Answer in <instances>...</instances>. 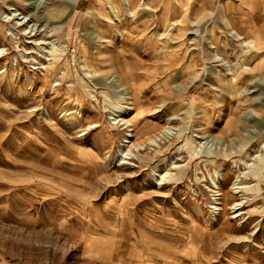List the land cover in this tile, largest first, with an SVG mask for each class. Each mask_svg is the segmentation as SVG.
<instances>
[{
  "label": "rangeland",
  "instance_id": "rangeland-1",
  "mask_svg": "<svg viewBox=\"0 0 264 264\" xmlns=\"http://www.w3.org/2000/svg\"><path fill=\"white\" fill-rule=\"evenodd\" d=\"M0 264H264V0H0Z\"/></svg>",
  "mask_w": 264,
  "mask_h": 264
},
{
  "label": "bare ground",
  "instance_id": "bare-ground-1",
  "mask_svg": "<svg viewBox=\"0 0 264 264\" xmlns=\"http://www.w3.org/2000/svg\"><path fill=\"white\" fill-rule=\"evenodd\" d=\"M214 183H215V186H216V187H219V184H220V183H219V180H216V178H215ZM238 183H240V182H236V183H235V188L243 187V186L237 185ZM242 203H243V201H237V202H235V203L233 204L232 207L236 210V209H238V208L241 207Z\"/></svg>",
  "mask_w": 264,
  "mask_h": 264
}]
</instances>
